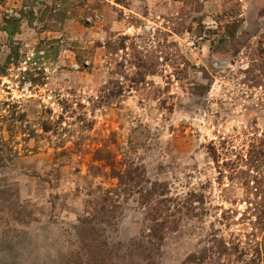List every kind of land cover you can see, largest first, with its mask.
Instances as JSON below:
<instances>
[{
	"label": "rangeland",
	"instance_id": "374dc122",
	"mask_svg": "<svg viewBox=\"0 0 264 264\" xmlns=\"http://www.w3.org/2000/svg\"><path fill=\"white\" fill-rule=\"evenodd\" d=\"M94 247L264 264V0H0V264Z\"/></svg>",
	"mask_w": 264,
	"mask_h": 264
},
{
	"label": "trees",
	"instance_id": "16d2710c",
	"mask_svg": "<svg viewBox=\"0 0 264 264\" xmlns=\"http://www.w3.org/2000/svg\"><path fill=\"white\" fill-rule=\"evenodd\" d=\"M156 222H158V221H156ZM157 224H160V223H157ZM108 249H106V252H108ZM102 250H103L102 247H94L93 249H91V253L93 255L92 256V258H93L92 264H109L103 257H101L102 260L98 257V256H101L103 254L104 250L103 251Z\"/></svg>",
	"mask_w": 264,
	"mask_h": 264
}]
</instances>
